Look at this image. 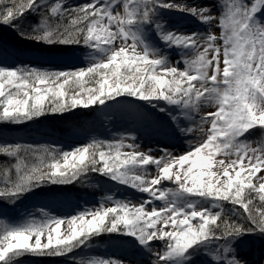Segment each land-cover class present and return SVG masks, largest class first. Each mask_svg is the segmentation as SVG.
Returning a JSON list of instances; mask_svg holds the SVG:
<instances>
[{
	"label": "snow or ice",
	"instance_id": "obj_1",
	"mask_svg": "<svg viewBox=\"0 0 264 264\" xmlns=\"http://www.w3.org/2000/svg\"><path fill=\"white\" fill-rule=\"evenodd\" d=\"M165 11L205 30L170 29ZM0 29L49 60L88 50L87 66L71 70L0 63V124L103 111L131 97L164 114L189 145L142 149L131 133L67 150L0 138V204L89 174L141 194L137 204L108 196L70 217L40 207L19 223L0 219V264H122L75 259L103 234L131 238L149 264H249L245 244L264 245V0H0Z\"/></svg>",
	"mask_w": 264,
	"mask_h": 264
},
{
	"label": "rangeland",
	"instance_id": "obj_2",
	"mask_svg": "<svg viewBox=\"0 0 264 264\" xmlns=\"http://www.w3.org/2000/svg\"><path fill=\"white\" fill-rule=\"evenodd\" d=\"M189 1L192 2V0H188V2ZM70 2L78 3L81 2V0H70ZM168 16H170V14L165 12V18H167ZM186 20L190 19L186 18ZM194 26L195 25L190 22L183 23L181 27L168 25L170 29H175L185 33H191V30H193L192 28H194ZM212 31L217 36L219 35V29L215 27V25L213 26ZM169 56L173 61L179 59V56L177 55L175 49L169 52ZM47 57V53H45L42 57L36 50L22 51L20 49H15V47L13 48L10 46L7 47L6 45L4 46L0 42V63H2L4 66H16L19 63H32L37 67L71 70L73 68L85 67L88 64V50L83 48L77 49L75 51V54L67 59L49 60ZM180 67L183 68L182 63L180 64ZM117 99L119 103L109 102V107L104 109L103 111L99 110L97 107H92L86 109L84 113L81 112V109L83 108H78L71 112L65 113L67 115L78 114L79 117H82V119L78 122H75L74 124L69 123V125L65 128L57 129V127L48 125L46 126L38 123L46 122L47 124L51 122V119H55V116L53 115L42 116L33 121L20 124V126H26V128H24V131L30 132L35 140L41 142L40 144H51L65 150L86 143L93 138L110 141L118 138L119 136L113 134L112 129H114L116 125L112 126L111 128L105 126V122L102 121L103 113L110 111L114 107L118 111V113L121 110L120 113L122 115L126 114L127 110H130L128 113L131 112V114H134L137 110H139V106H137L138 100L131 97H119ZM211 110L213 109H208V111ZM142 117L143 118L140 119L139 124L144 129H146L145 132H147L146 135H148L150 126L145 125L146 116L142 115ZM133 123L134 120L128 118L124 128L122 129V134L128 133L130 131L135 134L134 128L131 127ZM41 140H43V142ZM156 142L158 141L155 140L154 145L160 147V145H157ZM163 147L168 148L167 146ZM89 181L97 184V187L105 190V192L109 188H111L114 183L108 181L103 177H100L97 174H89L79 183H73L71 185L65 186H50L46 187L43 190H39V198L34 199L28 198L29 196H26L19 203H17L15 207H11L6 204H0V216H3L2 218L9 222L19 223L22 222L23 219L28 218L29 213H32L38 217L39 213H37V209L43 207L46 211L49 212L50 215L70 217L86 209L87 207H92L95 205L99 206L101 203H107L105 197L100 195L97 190H94L90 187ZM117 189L118 188H116L115 190L117 191ZM112 197L113 199H115V196ZM76 210L78 211L75 212ZM94 240H97V242L90 244L89 248L78 251L76 253L75 259L86 257V253H91L92 255H94V252L96 251L102 253L98 256L102 258H104L103 254H108L114 251L132 255H139L140 253L128 242L129 239H127L126 237L118 236L116 234H103L100 237L94 238ZM242 251L248 259L249 264H264V259H261V257L264 256V245L260 243V240L258 238L249 240L243 247ZM39 260H44L46 262H37ZM22 264H74V259L73 257H29L25 258L22 261Z\"/></svg>",
	"mask_w": 264,
	"mask_h": 264
},
{
	"label": "bare ground",
	"instance_id": "obj_3",
	"mask_svg": "<svg viewBox=\"0 0 264 264\" xmlns=\"http://www.w3.org/2000/svg\"><path fill=\"white\" fill-rule=\"evenodd\" d=\"M191 3V1H189ZM166 13L170 14L167 18H165L167 25H173L175 27H181L183 23H192L194 28L191 30L192 32L195 31H204V26L199 24L197 21H195L192 17L178 12V11H165ZM179 16V18H178ZM190 19V20H186ZM180 30V29H179ZM137 106H139V110H135L136 113L131 114L128 113L130 110L126 111V114H121V110L118 111L114 108H112L110 111L103 113L102 115V121L105 122V126L111 128L112 126L116 127L113 130V134L116 136H120L123 131L122 129L124 128L127 119L130 118L134 120L133 125H131L132 128H134V133L133 134L131 131L128 133H131L135 136L138 137L137 143H139L142 147V149H146L148 147H151L153 149H159V148H164L163 146H167L169 150L175 152V153H182L188 148V143H187V138L182 137L176 133L173 132V127H169L167 117L164 114L159 113L158 111L152 110L145 102L143 101H138ZM211 108H209L210 110ZM208 110V109H207ZM214 110V109H213ZM132 111V110H131ZM123 112V111H122ZM142 115L146 116V121L145 125H149V132L148 135H146L147 132H145L146 129H144L142 126H140V119L143 118ZM125 118V120H124ZM106 132V131H105ZM137 133V134H136ZM157 140L156 142L157 145H154V141ZM154 155H159L158 152H154ZM152 173H155V168H151ZM98 185L95 184L94 182L90 183V187L94 190H97L100 195L103 197H108V196H115L114 200L116 199H125V200H130L133 204H137L140 202L141 199V194L135 192L134 190L117 185L113 183L111 188H109L106 192L105 190L98 188ZM116 188L117 191L115 190ZM146 196V194H145ZM157 206H159L160 202H156ZM97 205L92 206V207H87L86 209L90 208H96ZM150 210V208H149ZM76 210L75 212H77ZM127 239H131L126 237ZM136 249V248H135ZM101 252H94V255L91 253H86V257H98L101 255ZM104 258H112V259H119L122 261V264H149V256L145 253H139V255H132V254H126V253H120V252H111L108 254H103Z\"/></svg>",
	"mask_w": 264,
	"mask_h": 264
},
{
	"label": "trees",
	"instance_id": "obj_4",
	"mask_svg": "<svg viewBox=\"0 0 264 264\" xmlns=\"http://www.w3.org/2000/svg\"><path fill=\"white\" fill-rule=\"evenodd\" d=\"M0 42L4 46L6 45L7 47L10 46L13 48L15 47V49H20L22 51L24 50V45L18 40V38L14 35V33L10 29H0ZM84 111H86V109H81L82 113H84ZM46 115H53L55 116V119L54 120L51 119L50 120L51 122L47 124L46 122H38V123L42 125H46V126L48 125V126L57 127V129L65 128L66 126L69 125V123L74 124L75 122H78L79 120L82 119V117H79L78 114L67 115L64 113V114H46ZM30 124H34V123H30ZM24 128H26V126L22 127L20 125L0 124V138H3L4 140L8 142L18 141V142H23L27 144H40L41 143L38 140H35L30 132H25ZM41 141L43 142V140ZM89 183H91V181H89ZM28 196H29L28 198L36 199V198H39L38 196L40 195H39V192L37 191L36 193L29 194ZM2 217L3 216H0V219H4ZM96 242L97 240L93 239L90 244L96 243ZM37 262L44 263L46 261L39 260Z\"/></svg>",
	"mask_w": 264,
	"mask_h": 264
}]
</instances>
